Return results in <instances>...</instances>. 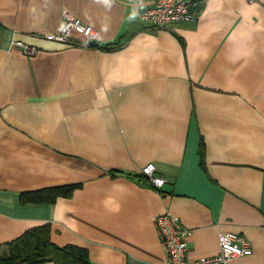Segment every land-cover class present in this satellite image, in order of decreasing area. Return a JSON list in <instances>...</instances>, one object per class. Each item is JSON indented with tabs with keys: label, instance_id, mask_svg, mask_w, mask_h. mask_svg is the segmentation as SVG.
<instances>
[{
	"label": "crops",
	"instance_id": "1",
	"mask_svg": "<svg viewBox=\"0 0 264 264\" xmlns=\"http://www.w3.org/2000/svg\"><path fill=\"white\" fill-rule=\"evenodd\" d=\"M152 2L0 0L2 253L48 224L93 264H167L154 217L169 211L191 231L190 260L236 232L253 249L236 264H264V0H201L167 29L141 20ZM64 10L102 45L46 40ZM64 186L71 197L21 202Z\"/></svg>",
	"mask_w": 264,
	"mask_h": 264
},
{
	"label": "built area",
	"instance_id": "2",
	"mask_svg": "<svg viewBox=\"0 0 264 264\" xmlns=\"http://www.w3.org/2000/svg\"><path fill=\"white\" fill-rule=\"evenodd\" d=\"M201 0H153L152 4L141 5L139 16L153 28L167 29L173 24L195 20ZM44 38L68 46H101L98 29L85 24L81 19L64 10L59 27ZM15 45L26 54L33 55L38 48L16 41ZM141 173L157 189H161L166 180L157 174L154 163L143 166ZM154 222L167 253V264H236V260L253 253L248 238L236 232L219 234L220 250L214 256L190 260L188 257L189 228L181 218L169 211L154 217ZM53 264V263H50Z\"/></svg>",
	"mask_w": 264,
	"mask_h": 264
},
{
	"label": "trees",
	"instance_id": "3",
	"mask_svg": "<svg viewBox=\"0 0 264 264\" xmlns=\"http://www.w3.org/2000/svg\"><path fill=\"white\" fill-rule=\"evenodd\" d=\"M75 186H64L37 190L21 194L23 203L54 202L59 196L71 197ZM43 261L54 264H93L87 249L68 245L60 247L51 241L48 224L34 227L8 244V257L0 254V264H39Z\"/></svg>",
	"mask_w": 264,
	"mask_h": 264
},
{
	"label": "rangeland",
	"instance_id": "4",
	"mask_svg": "<svg viewBox=\"0 0 264 264\" xmlns=\"http://www.w3.org/2000/svg\"><path fill=\"white\" fill-rule=\"evenodd\" d=\"M8 248V247H7ZM0 254H1V256L3 257V258H7L8 257V249H7V252H1V250H0ZM50 263H53V262H49V261H43V262H41V263H39V264H50ZM17 264H27V263H25V262H18ZM54 264V263H53Z\"/></svg>",
	"mask_w": 264,
	"mask_h": 264
}]
</instances>
